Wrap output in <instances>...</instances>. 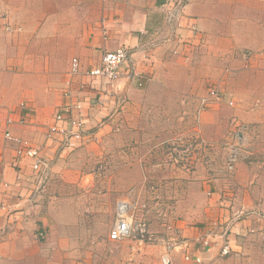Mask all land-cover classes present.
Returning <instances> with one entry per match:
<instances>
[{"label":"crops","instance_id":"crops-1","mask_svg":"<svg viewBox=\"0 0 264 264\" xmlns=\"http://www.w3.org/2000/svg\"><path fill=\"white\" fill-rule=\"evenodd\" d=\"M121 46L149 74L142 86L126 76L110 82L89 74ZM147 47L153 65L144 58ZM212 87L223 100L199 111ZM120 96L129 100L124 108ZM74 97L95 136L68 149L50 127ZM169 107L182 110L180 120L197 110L214 147L213 163L171 171L167 179L173 186L186 179L195 190L187 204L200 223L188 216L178 224L190 247L165 252L161 243L90 238L67 189L83 185L85 160L104 134L126 141L136 118L168 122ZM120 124L123 133L114 130ZM8 131L50 163L51 178L36 201L33 161L17 158ZM236 132L245 147L229 171L222 145ZM122 199L133 204L126 196L115 207ZM229 220L231 252L223 255L222 240L209 232ZM187 252L203 264H264V0H0V264H164L166 255L169 264H193Z\"/></svg>","mask_w":264,"mask_h":264},{"label":"rangeland","instance_id":"rangeland-1","mask_svg":"<svg viewBox=\"0 0 264 264\" xmlns=\"http://www.w3.org/2000/svg\"><path fill=\"white\" fill-rule=\"evenodd\" d=\"M219 92L222 101L224 94L222 91ZM120 99L125 102H121ZM128 101L125 96L118 98L122 108ZM213 103L215 102L204 109H210ZM181 111L176 107L167 108V116L169 118L173 116V118L164 123L157 115H152L151 118H148L149 115H143L142 118H136L137 122L133 125L135 134L130 139L125 141L122 137L120 138L122 135H118L119 138L114 136L107 138L109 135L106 136V133L98 142V147L92 149V155L85 160L83 185L67 189V198L79 211V216L83 220L86 232L89 231L90 238L111 239L109 233L115 220L116 202L119 198L128 196L137 207V215L147 220L148 234L144 241L163 244L165 252L174 248L175 244L178 245L185 240L190 242L189 238L179 233L178 224L179 221L187 220L188 216H191L188 222L200 223L198 215L195 217V212L191 211L187 204L188 198L193 200L196 198L195 190L189 187L186 179L178 182L175 180L174 186L167 179L171 171L191 173L195 164L211 163L215 155L212 153L213 145L200 131V113L196 110L191 114L192 118L186 117L180 120ZM232 121L234 125H237V119ZM114 130L123 133L121 124ZM92 134L88 141L93 140L94 132ZM227 141L226 144L223 143L222 148L228 147L229 141ZM240 144L244 150V144L242 142ZM188 146H193L191 153L198 155L189 168L178 164L174 153L176 148L182 150ZM97 150L99 154H96ZM244 152L246 153V150ZM142 154L145 155L141 156ZM228 154L229 150L225 159L226 168H228ZM231 221L223 225L227 229L228 237L233 224ZM220 227V225L217 226L219 229ZM112 241L123 243L137 240ZM261 254L264 255V252Z\"/></svg>","mask_w":264,"mask_h":264},{"label":"built area","instance_id":"built-area-1","mask_svg":"<svg viewBox=\"0 0 264 264\" xmlns=\"http://www.w3.org/2000/svg\"><path fill=\"white\" fill-rule=\"evenodd\" d=\"M144 58L147 62L152 61L150 47L144 50ZM133 54L127 46H121L117 50L108 51L103 55L101 65L89 71L92 76L106 79L113 82L121 79L123 76L129 79H137L139 85L149 78V74L140 72L136 64L131 59ZM80 70V63L77 58L72 60L71 72L77 74ZM70 96V94L68 93ZM223 100V98H222ZM121 102H125L120 99ZM221 94L215 87L208 89L206 96L199 100V111L205 110L212 102H220ZM233 104V102H230ZM50 135H58L61 137L59 145L63 148L76 149L84 145L90 138V132L87 127V122L83 113V103L76 97L69 101L66 105L58 110L54 116V124L50 127ZM234 141L228 144V158L227 169L231 171L234 169L236 161L240 158L242 152L241 141L239 140L238 133H234ZM6 139L15 142L17 158L29 157L32 161V167L37 183L30 196V199L36 201L48 186L49 179L51 178V167L49 161L42 154L41 149L24 143L20 138L13 136L9 131L5 133ZM55 138V137H54ZM193 147V146H192ZM191 146L182 150L175 149V157L178 164L184 167H191L194 161L198 158L197 153H191ZM194 154V156H193ZM137 207L128 200H120L116 207V217L110 230V238L112 240L120 241L125 239L145 240L148 234V223L145 218L139 217L136 213ZM226 223L215 222L214 228L209 234L212 237H219L222 240V254H228L230 249V236H227V229L223 227ZM220 225V229L217 226ZM41 237H45L46 233L41 232ZM206 245V242H203ZM191 242L183 241L178 245L185 249L189 247ZM185 258L192 261L193 264H203V259L200 256H192L186 254ZM166 264L169 263L168 258H164Z\"/></svg>","mask_w":264,"mask_h":264},{"label":"bare ground","instance_id":"bare-ground-1","mask_svg":"<svg viewBox=\"0 0 264 264\" xmlns=\"http://www.w3.org/2000/svg\"><path fill=\"white\" fill-rule=\"evenodd\" d=\"M71 68H72V64H71ZM164 258H168V259H169V256L166 255V256L163 257V260H162V261H163L164 264H166V263L164 262ZM169 261H170V260H169ZM168 264H169V263H168Z\"/></svg>","mask_w":264,"mask_h":264}]
</instances>
